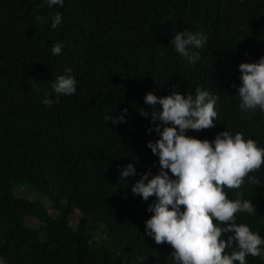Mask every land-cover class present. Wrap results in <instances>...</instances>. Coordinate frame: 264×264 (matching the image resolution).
<instances>
[{
	"label": "trees",
	"instance_id": "obj_1",
	"mask_svg": "<svg viewBox=\"0 0 264 264\" xmlns=\"http://www.w3.org/2000/svg\"><path fill=\"white\" fill-rule=\"evenodd\" d=\"M64 7L62 23L51 29L56 6L0 0V256L8 264H171V246L144 235L155 197L144 202L126 189L138 176L119 179L118 166L133 155L137 172L158 169L146 147L157 136L146 133L150 118L137 110L149 108L146 92L166 95L174 84L188 94L207 88L219 97L217 128L264 148V114L241 111L232 87L239 85L236 63L264 54V0H64ZM182 29L213 35L193 65L168 44ZM57 42L61 53L52 55ZM65 67L76 92L47 107L41 100L55 97L49 84ZM123 108L126 123L104 120ZM17 186L39 195L19 196ZM226 193L252 200L257 211L237 212L236 222L264 238V164Z\"/></svg>",
	"mask_w": 264,
	"mask_h": 264
},
{
	"label": "clouds",
	"instance_id": "obj_2",
	"mask_svg": "<svg viewBox=\"0 0 264 264\" xmlns=\"http://www.w3.org/2000/svg\"><path fill=\"white\" fill-rule=\"evenodd\" d=\"M43 4L48 8L56 6L49 24L56 29L62 23L64 0H43ZM36 19L45 22L40 16ZM212 40L211 31L182 29L171 34L168 44L193 65L205 52L201 48ZM62 47V43H54L51 54L59 55ZM236 68L239 85L232 87L238 108L246 113L259 110L264 114V54L252 62H237ZM71 72V68L65 67L64 74L50 81L55 97L49 98L45 93L42 104L51 107L59 102L60 96L76 92ZM171 87L162 96L146 92L142 99L149 108L137 110L142 118H150L146 133L154 132L157 136L146 142V147L158 158L156 173L150 169L137 172L134 155L129 163L118 166L120 180L139 177L126 187L133 196L144 202L155 197L146 209L151 215L144 221V235L157 245L171 246V264H247V256L264 260V238L247 224L237 223L235 216L237 212L252 215L256 206L252 200L244 199L242 193H237L236 199H229L226 193V189H239L244 177L260 169L264 164V148L251 138L245 139L240 132L217 128L218 95L200 86L193 94L179 92L175 84ZM127 114L128 109L123 108L119 114H106L104 120L113 126L124 124ZM188 130H204L215 136L202 140L187 135ZM249 181L259 184L251 176ZM123 198H127V192ZM233 247L235 250L230 253L225 251ZM0 264L8 261L0 256Z\"/></svg>",
	"mask_w": 264,
	"mask_h": 264
},
{
	"label": "rangeland",
	"instance_id": "obj_3",
	"mask_svg": "<svg viewBox=\"0 0 264 264\" xmlns=\"http://www.w3.org/2000/svg\"><path fill=\"white\" fill-rule=\"evenodd\" d=\"M18 187L19 186L15 187V192H16L17 195L22 196V197H25V198H29L31 200L36 198V193L37 192H32V186L30 188L27 187V188H22V189L16 190V188H18ZM23 187H26V186H23ZM72 222L75 223L76 220L73 219ZM29 224L31 226H33V227H36V226L39 225V222H38L37 219L31 217L30 218V221H29Z\"/></svg>",
	"mask_w": 264,
	"mask_h": 264
}]
</instances>
